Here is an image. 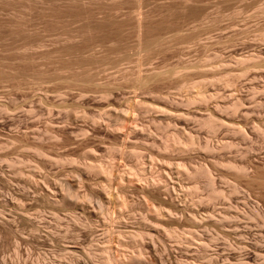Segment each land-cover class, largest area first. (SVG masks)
<instances>
[{"label": "rangeland", "instance_id": "rangeland-1", "mask_svg": "<svg viewBox=\"0 0 264 264\" xmlns=\"http://www.w3.org/2000/svg\"><path fill=\"white\" fill-rule=\"evenodd\" d=\"M105 263L264 264V0H0V264Z\"/></svg>", "mask_w": 264, "mask_h": 264}, {"label": "bare ground", "instance_id": "bare-ground-1", "mask_svg": "<svg viewBox=\"0 0 264 264\" xmlns=\"http://www.w3.org/2000/svg\"><path fill=\"white\" fill-rule=\"evenodd\" d=\"M194 87H196V86H194ZM197 88H198V87H197ZM194 89H196V88H194ZM192 92H193V91H192ZM193 94H194V93H193ZM195 94H196V93H195ZM197 95H200V94L197 93L196 96H197ZM196 96H195V97H196ZM202 96H203V95H202ZM197 97H198V96H197ZM191 98H192V97H191ZM194 99H195V98H194ZM177 141H178V140H177ZM171 142H172V141H171ZM175 142H176V141H175ZM177 143H180V142H177ZM177 143H176V145H177ZM190 143H191V142H190ZM173 144H174V143H173ZM180 144H181V143H180ZM104 164H105V163H104ZM104 164H103V165H104ZM105 165H106V164H105ZM110 165H111V164H110ZM112 165H113V164H112ZM107 166H108V163H107ZM107 166H102V165H100V166H95V167L97 168V171H100V173H101V172H104V173H106V174H111V171H110V170H113V169H112L113 167H112L111 169H109V167H107ZM95 167H93V168L95 169ZM123 171H124V170H123ZM162 172H165V171H162ZM166 172H167V171H166ZM204 172H205V170H204ZM206 172H207V171H206ZM209 172H210V171L208 170V173H209ZM101 174H102V173H101ZM106 174H105V175H106ZM112 174H113V172H112ZM112 174H111V176H112ZM121 174L123 175V173H121ZM103 175H104V174H103ZM105 175H104V177H105ZM107 176H108V175H107ZM207 176H208V174H207ZM207 176H206V177H207ZM109 177H110V176H109ZM109 177H108V178H109ZM112 177H113V176H112ZM117 178H118V177H117ZM106 179H107V178H106ZM112 179H113V178H112ZM164 179H165V178H164ZM109 180H110V179H109ZM160 180H161V179H160ZM165 180H166V179H165ZM130 181H131V180H130ZM163 181H164V180H163ZM124 183H125V181H124ZM124 183H123V184H124ZM118 184H119V183H118ZM121 185H122V184H121ZM165 187H166V186H165ZM167 187H168V185H167ZM192 188L194 189V187H192ZM166 189H167V188H166ZM195 189H196V188H195ZM196 190H197V189H196ZM194 191H195V190H194ZM196 192H197V191H195V193H196ZM120 193H121V192H120ZM122 193H123V192H122ZM191 193H192V192H191ZM192 194H194V193H192ZM116 195H117V194H116ZM121 195H122V194H121ZM196 195H198V194H196ZM198 196H199V195H198ZM198 196H195V197L193 198V199H194L193 201H196V202L199 201L200 198H199ZM109 197H110V196H109ZM118 197H119V196H118ZM117 199H120V198H117ZM117 199H116V200H117ZM113 200H114V199H113ZM120 200H121V199H120ZM117 201H118V200H117ZM124 203H125V202L123 201L122 204H124ZM193 203H194V202H193ZM120 204H121V203H120ZM120 206H121V205H120ZM120 206H119V207H120ZM194 206H195V205H194ZM119 210H120V209H119ZM192 212H193V211H192ZM190 214H191V213H190ZM197 215H198V214H197ZM191 216H192V214H191ZM192 219L196 220V214H195V212H194V214H193V216H192ZM192 219H191V220H192ZM197 220H198V218H197ZM193 239H195V238H193ZM199 241H201V240H199ZM204 242H205V241H204ZM202 243H203V242H202ZM202 243H201V244H202ZM206 244H207V243H206ZM125 247H126V246H125ZM125 247H124V248H125ZM127 253H128V252H127ZM126 256H127V254H126ZM106 257H107V256H106ZM107 258H108V257H107ZM105 259H106V258H105ZM109 260H110V259H109ZM109 260H108V262H109ZM123 263H124V262H123ZM123 263H122V264H123ZM105 264H106V263H105Z\"/></svg>", "mask_w": 264, "mask_h": 264}]
</instances>
